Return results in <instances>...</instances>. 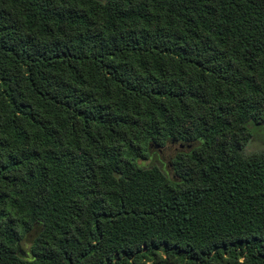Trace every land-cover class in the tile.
I'll use <instances>...</instances> for the list:
<instances>
[{
	"label": "trees",
	"instance_id": "1",
	"mask_svg": "<svg viewBox=\"0 0 264 264\" xmlns=\"http://www.w3.org/2000/svg\"><path fill=\"white\" fill-rule=\"evenodd\" d=\"M258 134L264 0H0V264H264Z\"/></svg>",
	"mask_w": 264,
	"mask_h": 264
},
{
	"label": "rangeland",
	"instance_id": "2",
	"mask_svg": "<svg viewBox=\"0 0 264 264\" xmlns=\"http://www.w3.org/2000/svg\"><path fill=\"white\" fill-rule=\"evenodd\" d=\"M264 145V136L261 134L253 136L252 140L247 146V150L257 151ZM188 147L180 144H167L163 148H154L151 152V159L146 163H156L161 165V167L168 173L169 176L173 177V166L172 160L179 152L186 151ZM29 242V241H28Z\"/></svg>",
	"mask_w": 264,
	"mask_h": 264
}]
</instances>
